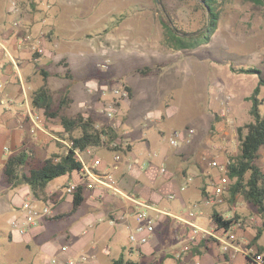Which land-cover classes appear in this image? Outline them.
I'll return each instance as SVG.
<instances>
[{
	"label": "rangeland",
	"instance_id": "rangeland-1",
	"mask_svg": "<svg viewBox=\"0 0 264 264\" xmlns=\"http://www.w3.org/2000/svg\"><path fill=\"white\" fill-rule=\"evenodd\" d=\"M65 1H74L76 5L61 10L64 11L63 16L57 25L61 33L74 32L76 40L72 45L79 48L70 49V43L57 42L56 38L51 37L52 33L46 36L47 50L56 61L50 68L56 74L50 80L55 99L53 108H57L63 95L69 96V90L76 109L81 102L78 94L85 95L84 98H88L85 105L93 107L91 114L96 118L95 122L116 131L119 134L116 141L121 145L132 148L137 144L139 151L142 147L146 157L142 163L152 162L149 166L153 167L156 175L166 177L169 169L164 160L173 158L185 166L187 172L188 169H195L201 180L206 182L204 188L211 190L210 185L220 174L210 163L217 160L228 164L231 158L237 156V128L251 122V102L248 98L259 82L258 75H240L232 70L254 67L262 71L264 77V6L244 0H218L221 17L210 41L195 49L176 50L165 37L161 16L164 15L166 19L167 14H170L185 32L195 33L204 27L205 19L196 0H162L159 4L155 0ZM85 30L92 36L87 37ZM0 33L4 34L1 30ZM89 43L97 45L101 52V55L86 56L91 66L79 55L80 50ZM62 56L72 62L73 72L63 59L56 67ZM101 64L107 67L102 68ZM146 67L156 70L146 75L138 72ZM89 74L87 79L100 85L130 88L129 100L116 99L111 93L103 95L99 91L89 95L87 89L80 88ZM261 98L264 99V87L261 88ZM107 102L115 106L113 120H108L103 113H96L98 107L102 109ZM73 107L69 111L72 112ZM262 111L264 114V106ZM190 129L195 131L190 144L175 148L167 146L166 140L170 136ZM110 151L109 146L100 148L102 154ZM12 154L5 152L3 159L6 161ZM260 157L257 164L264 169V150ZM100 158L103 159V155L100 154ZM162 167L166 168L165 174L161 173ZM142 168L146 172V166ZM177 172L178 176L182 173L181 169H177ZM186 176L188 173L184 174ZM7 187L1 185L2 191L8 190ZM69 207L65 203L58 209L64 211ZM213 208L225 219L237 220L238 226L234 233L236 243L239 244L243 238L239 236L240 230L248 233L244 241V253L251 255L250 249L253 248L259 254L252 241L262 228L263 218L244 200L243 195L238 194L233 198L227 189L221 202L214 204ZM2 219L3 215L0 216V229L5 225ZM83 225L80 213L58 223H46L43 225L45 234L33 247L20 245L11 238L10 233L0 232V264H48L51 259L57 258L54 256L56 254L48 251V245L75 247L76 243L87 240L81 232ZM110 228L107 223L92 230L86 228L94 234L93 237H101L104 231L111 235L109 256L103 254L102 249H93L89 244L71 260L72 264H113L111 259L117 257L123 245L130 243V230L123 225L112 228L114 232ZM157 231L162 236L158 246L161 254L149 264H176L177 259L170 258L172 252L176 254L181 251V243L175 237L176 227L170 221ZM67 234L72 237L67 238ZM184 237L188 238V231ZM211 243L213 247L216 245L213 239L208 244L211 246ZM258 244L264 247V235ZM185 247L188 249L183 254L195 256L192 244ZM236 258L237 263H240L242 256L238 254ZM133 262L142 263L137 260Z\"/></svg>",
	"mask_w": 264,
	"mask_h": 264
},
{
	"label": "crops",
	"instance_id": "crops-1",
	"mask_svg": "<svg viewBox=\"0 0 264 264\" xmlns=\"http://www.w3.org/2000/svg\"><path fill=\"white\" fill-rule=\"evenodd\" d=\"M13 2H16L18 5L17 13L11 12ZM75 5L74 1L65 0H0V30L7 38V48L11 54V57H8L6 52L0 50V216L3 215L4 219H2V222L5 223L4 228H1L0 232L10 233L11 238L20 245H25L26 247L37 246L38 240L45 234L43 225L58 222H51V219L48 218L42 227L32 229L28 234L21 236L13 233L11 230V218L17 214L20 206L27 200H32L39 206L52 203V218L68 212L73 207L74 195L69 194L67 190L71 185H78V187L83 188L85 201L75 215L80 213L84 220L83 231L81 232L85 235L84 239L87 240L76 243L75 247L48 245V251L56 254L54 256H57L55 259L58 261V264H67L78 255V252L82 248L89 244L92 245L93 249H102V253L105 255L109 256L111 254L109 245L111 235L107 231H104L101 233V237H93L94 234L88 229H96L100 225L107 223L111 227L110 230L114 232L112 228L123 225L128 229V224L135 225L133 218L127 224L118 220H116V225L111 224V220H114L118 213L127 212L130 209L127 201L120 196H115L112 191L107 189H87L84 185V177L77 172L51 182L45 191L46 200L35 198L28 186H22L17 189H12L8 186V190L4 191L1 189V185H6L4 182V164L6 161L3 159L5 152H12L14 153L12 154L13 156L25 150L30 153L31 158L37 164H41L51 156H63L68 152L66 143L70 140L69 134L65 132L59 120L47 119L44 109L33 106L32 96L45 84L44 78L41 75L42 70L46 71L49 75L47 78V87L53 96L50 80L56 74H53L50 68L54 66L56 61L52 59L51 53L47 50L46 38L52 33L51 37L56 38L57 42L70 43L72 46L70 49L79 48V46L72 45L74 43L73 41L76 40L74 39V32L70 30L67 34L64 31L61 33V29L57 25V21L63 16L64 11L61 10ZM39 10L41 13H39ZM16 22L19 23L18 27L15 26ZM86 34L87 37L92 36L88 31ZM44 35L45 38L42 37ZM36 39L41 41L40 46L43 48L44 54H37L35 52L33 44L37 41ZM23 40L26 42L22 43ZM98 48L97 45L89 43L85 49L82 48L80 50V58L84 59V62L88 64L87 55H101ZM70 49H68V52H70ZM11 58H13L14 63ZM61 59L69 64L70 71L73 72L72 62L65 56H62L57 61L56 67H58ZM88 65L91 66V63ZM104 65L106 66V64H103L102 68ZM89 76L90 74L84 78V82L81 83L83 86H80V88L83 90L87 89V93L92 95L91 91L95 89L98 83L94 80L87 79ZM80 94L78 95L81 98V102H79L78 108L76 109L73 107L75 101L69 90V97L73 99L74 103L71 106L73 107V111H68V115H76L78 113L83 115L86 111V109L82 108V104L88 102V98L86 99L84 98L85 95L82 96ZM53 100H55L54 97ZM107 104L109 105L111 103L107 102L104 105ZM91 108L88 110L90 117H92ZM96 113L102 114L101 106L98 107ZM37 116L41 118L43 130L37 129L36 127L34 118ZM92 118L96 121L94 115ZM166 144L169 148H172L169 146L167 140ZM139 145L142 146V144ZM125 147L126 145L122 144L121 149L112 150L106 154L104 153L105 155L100 152V148L91 147L93 154L88 155L85 153L83 156L87 164L92 167L95 158L100 157V154L101 156L103 155V159L101 158L103 163L96 167L101 171H112L115 174L117 186L124 193L154 202L160 209L166 210L174 215H184L190 209L198 211L200 215L197 218V222L201 226L214 231L218 237L224 234V229L218 228L212 220L211 213L216 212L213 206H206L203 202L206 197L204 188V183L206 182L201 180L195 169H188L187 172L185 166L179 162L177 163L173 158H167L164 162L167 164L166 166L169 170L166 177L162 178L160 175H156L152 166H149V164H153L152 162L148 164L142 163L146 159L144 156L145 151L142 147L140 151L137 149V144L132 148L128 145ZM149 158L151 159V156ZM130 164L133 165L132 170L129 169ZM143 166H146V172H143ZM177 169H181L182 171L179 176ZM186 173H188V176L184 177ZM189 178L192 179L191 182H189ZM169 193L174 194L176 198L169 200ZM65 203H68L70 207L64 211H60L58 208ZM170 221L176 227L177 235L175 237H178L177 239L181 243V251L176 254L172 252L170 256V258L177 259L176 264H247V254L243 251L245 237L248 234L246 231L240 230L238 232L239 236L243 237L241 242L239 244L237 243L240 251H231L225 254L219 246L218 240L209 237V239L214 240L216 245L213 247L211 243L209 250L205 254L191 257L190 254H183L186 250L185 246L191 244L189 243L190 230L185 225L179 224L169 218L164 219L158 224L155 235L149 244L141 247L133 246L131 243L123 245L118 251L117 257L111 259L112 263L122 254L125 255V262L137 260L141 261V264L152 263L153 258L161 254L158 251V246L160 244L159 239L162 236L158 234L157 230L164 223ZM236 222L235 220V224L232 227L233 233H235L238 226H236ZM187 231L188 238L186 239L184 236ZM51 237L55 236L52 235ZM66 237L70 238L72 235L67 234ZM62 247H67V252H61ZM250 250L254 249L251 248ZM237 253L242 256V260L239 261L240 263L236 261ZM181 255L182 258H180ZM133 263L138 264V262ZM48 264H52V261H49Z\"/></svg>",
	"mask_w": 264,
	"mask_h": 264
},
{
	"label": "trees",
	"instance_id": "trees-1",
	"mask_svg": "<svg viewBox=\"0 0 264 264\" xmlns=\"http://www.w3.org/2000/svg\"><path fill=\"white\" fill-rule=\"evenodd\" d=\"M201 10L204 12V27L195 33H187L179 27L170 14L161 16V23L165 30V37L169 45L176 50L195 49L202 43H208L218 28L220 21V2L218 0H196ZM256 5L264 6V0H244ZM157 4L162 0H155ZM156 68H143L138 72L146 75L155 71ZM240 75H258V85L253 90L248 100L251 102L249 115L251 122L237 128V136L239 141V152L236 157L231 158L227 164L229 186L228 190L234 198L238 194H242L244 200L252 205L263 218L262 228L258 235L254 237L253 243L256 244L258 253H264V247L259 246L258 242L264 235V169L257 162L264 150V114L262 107L264 99L261 98V88L264 87V77L262 71L257 68H239L232 70ZM45 84L32 96V104L35 108L44 109L47 119H57L63 126L66 133L69 134L70 140L74 143V147L85 151L86 149L101 148L111 146V144L119 138V134L110 127H102L97 129L96 122L92 117L85 119L83 115H68V111L73 99L68 95H63L56 109L53 108L54 100L52 93L47 87L48 73L41 71ZM70 77V76H69ZM126 90L131 96L130 88ZM77 132V133H74ZM121 145L111 150H119ZM82 164L75 156L73 150H69L63 156H51L41 164H37L29 152L23 150L16 155L9 157L4 164V182L12 189L22 186H28L34 197L46 200L45 191L48 185L56 179L75 172L79 173ZM210 188V187H209ZM212 189V188H211ZM204 191V189H203ZM209 189H205V195H211ZM83 188L79 187L74 194L73 207L70 211L54 216L51 222H59L75 215L84 203ZM212 220L218 228L229 231L235 224L233 220H227L217 212H213ZM237 221V220H236ZM210 239H200L195 244L194 255H203L209 250ZM204 250V251H201ZM247 264L252 261L250 255H247ZM113 264H134L131 261L125 262V255H121Z\"/></svg>",
	"mask_w": 264,
	"mask_h": 264
},
{
	"label": "built area",
	"instance_id": "built-area-1",
	"mask_svg": "<svg viewBox=\"0 0 264 264\" xmlns=\"http://www.w3.org/2000/svg\"><path fill=\"white\" fill-rule=\"evenodd\" d=\"M11 12L17 13L18 12V5L16 2H13L11 5ZM15 26L18 27L19 23L16 22ZM45 38V35L42 36ZM26 41L23 40L22 43H25ZM41 41L37 39V41L33 44L34 50L37 54H44L43 48L40 46ZM0 50L6 52L8 57H11V54L8 51L7 48V38L0 33ZM12 62L14 63L13 58H11ZM103 68H106L104 65ZM91 91V90H90ZM102 92L104 95H107L108 93H111L113 98L116 99H123V100H129L130 94L129 92L124 88H117V87H110L107 84L98 85L91 91L93 92ZM82 108L86 109V111L83 114V117L85 119L90 117V114L88 113V106L84 104ZM102 113L107 117L108 120H113L116 115V109L113 104H107L102 107ZM34 122L36 123L37 129L43 130L42 124H41V118L39 116L34 118ZM97 129H100L101 126L98 124L95 125ZM195 134V131L193 129H190L187 132H181L176 133L173 136H170L167 139V142L170 147H178L181 144H190L193 136ZM121 143L119 141H114L111 144V148H116L120 146ZM67 149L73 150L75 153V156L79 162L82 164V169L79 172L82 177H84V185L87 187V189H107L112 191V193L115 196H120L124 200L127 201L128 206L130 207L127 212H120L117 214L116 218L114 220H111V224L116 225V220L126 223L133 218L135 225L128 224L127 227L130 230L129 231V242L133 246H145L149 244L152 240V238L155 235L156 228L159 223H161L164 219L169 218L179 224L185 225L189 230V243L195 244L198 242V240L202 239H209V237L216 238L219 242V246L221 247L222 251L227 254L231 251H240L239 246L236 243L237 237L233 233L232 228L229 231L224 230V234L222 236H216L215 232L204 228L197 222V218L200 215L198 211H195L193 209H190L186 214L184 215H174L166 210H162L158 207L157 204L154 202L144 200L142 198H139L134 195L126 194L122 190L119 189V187L116 184V177L115 174L112 171H101L96 166L103 163V160L100 157L95 158V162L93 166L91 167L84 159V154L92 155L91 147L86 149L85 151H81L78 148L74 147V143L69 140L68 143H66ZM210 166L213 169H216L220 176L217 180H215L212 183V191L210 196H206L203 200L204 204L206 206H213L217 202H221V197L224 195L225 191L228 189L229 186V178H228V170H227V164L222 163L220 161L214 160L210 163ZM117 169V168H115ZM129 169H133V165H129ZM143 169V168H142ZM161 173H166V168H161ZM189 182L192 181L191 178L188 179ZM78 185H71L69 186L67 192L69 194L74 195L78 190ZM184 190V188H183ZM176 197L174 194H169L168 199L174 200ZM53 215V205L52 203H46L42 206H39L32 200H27L23 202V204L20 206L19 211L16 215H14L10 220V227L13 233H16L18 235L24 236L30 232L32 229L40 228L42 225L47 221L48 218L52 217ZM237 225V222H236ZM188 248H186L187 250ZM67 247H62L61 252L65 253L67 252ZM252 254L250 255L252 258V261L248 264H264V256L261 254H257V252H254L253 250H250ZM53 264H58V261L56 259L52 260ZM69 264H72V261L68 262Z\"/></svg>",
	"mask_w": 264,
	"mask_h": 264
}]
</instances>
